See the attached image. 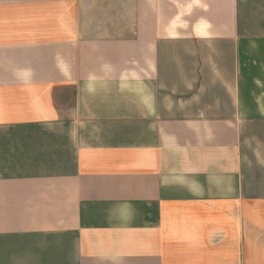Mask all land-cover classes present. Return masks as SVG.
Wrapping results in <instances>:
<instances>
[{
  "label": "crops",
  "instance_id": "0c3cea01",
  "mask_svg": "<svg viewBox=\"0 0 264 264\" xmlns=\"http://www.w3.org/2000/svg\"><path fill=\"white\" fill-rule=\"evenodd\" d=\"M264 0H0V264H264Z\"/></svg>",
  "mask_w": 264,
  "mask_h": 264
},
{
  "label": "rangeland",
  "instance_id": "374dc122",
  "mask_svg": "<svg viewBox=\"0 0 264 264\" xmlns=\"http://www.w3.org/2000/svg\"><path fill=\"white\" fill-rule=\"evenodd\" d=\"M260 212H262V213L264 214V208H263L262 211H260Z\"/></svg>",
  "mask_w": 264,
  "mask_h": 264
}]
</instances>
